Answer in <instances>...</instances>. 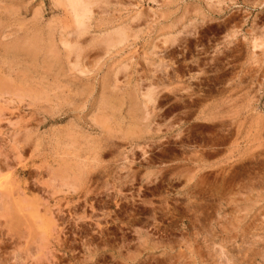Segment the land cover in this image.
I'll return each instance as SVG.
<instances>
[{"label":"rangeland","instance_id":"rangeland-1","mask_svg":"<svg viewBox=\"0 0 264 264\" xmlns=\"http://www.w3.org/2000/svg\"><path fill=\"white\" fill-rule=\"evenodd\" d=\"M74 1L0 0V264H264V0Z\"/></svg>","mask_w":264,"mask_h":264},{"label":"bare ground","instance_id":"bare-ground-1","mask_svg":"<svg viewBox=\"0 0 264 264\" xmlns=\"http://www.w3.org/2000/svg\"><path fill=\"white\" fill-rule=\"evenodd\" d=\"M80 1V0H79ZM69 2H70V4L71 5H75L76 4V15L78 16V17H80V18H83L84 16H85V11L82 9V8H80V9H78L77 8V5H78V3H76L74 0H69ZM84 2H86V1H84ZM87 3V2H86ZM91 7V6H90ZM75 8V7H74ZM87 8H89V7H87ZM85 9V8H84ZM40 38V37H39ZM38 38V39H39ZM20 45V44H19ZM75 46V45H74ZM37 49V48H36ZM35 52V51H34ZM24 79V78H23ZM17 90V89H16ZM79 139V138H78ZM1 164V163H0ZM2 166V165H1ZM27 169V168H26ZM26 169H17L16 170V172H19V173H22V175L23 174H28V170H26ZM31 175V174H30ZM8 183V182H7ZM12 183V182H11ZM6 186V185H5ZM0 187L2 188V187H4L3 186V184L0 182ZM21 187V186H20ZM12 188V187H11ZM4 189H7V190H1V194H0V205H3L5 202H8L9 201V199L10 198H8L9 197V195H11V189L8 187V186H6V187H4ZM3 191V192H2ZM14 193V192H13ZM19 194V193H18ZM14 195V194H13ZM13 195L12 196H10V197H12V199H13ZM26 197V196H25ZM7 198H8V201H7ZM31 199V198H30ZM27 200V199H26ZM10 201H11V199H10ZM14 201V200H13ZM38 201V200H37ZM18 203V202H17ZM10 205V204H9ZM16 205H18V204H16ZM5 206V205H4ZM19 207V206H18ZM20 207H21V205H20ZM0 208H1V206H0ZM5 209H7V208H5ZM9 209V208H8ZM18 208H16L15 209V211L17 212V211H19V210H17ZM21 210V209H20ZM7 211V210H6ZM12 213V212H11ZM19 213V212H18ZM14 214V213H13ZM9 215H10V212H9ZM21 215V214H20ZM17 217V216H16ZM20 217V216H19ZM23 218V217H22ZM11 219H13V218H11ZM14 219H16L15 218V215H14ZM17 222H19V221H17ZM16 223V222H15ZM50 228V227H49ZM45 233V232H44Z\"/></svg>","mask_w":264,"mask_h":264}]
</instances>
